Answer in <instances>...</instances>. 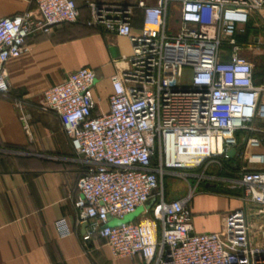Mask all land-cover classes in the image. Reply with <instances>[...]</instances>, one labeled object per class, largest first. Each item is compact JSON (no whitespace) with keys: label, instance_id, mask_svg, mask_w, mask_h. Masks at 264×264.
Segmentation results:
<instances>
[{"label":"built area","instance_id":"2783aa9c","mask_svg":"<svg viewBox=\"0 0 264 264\" xmlns=\"http://www.w3.org/2000/svg\"><path fill=\"white\" fill-rule=\"evenodd\" d=\"M31 1L34 12L0 19V96L8 93L5 64L23 52L29 35L78 20L71 0ZM171 6L179 23L173 32L167 30ZM88 7L85 26L127 38L131 54L121 58L127 68L109 78L103 114L92 113L95 74L88 68L68 73L42 94L44 109L57 117L75 156L86 164L75 184L76 224L88 226L81 241L101 238L112 258L139 255L146 264H264V171L242 167L228 180L241 206L222 214L219 232L195 233L189 210L196 185L206 177L196 172L225 160L235 133L243 135L246 163L263 161L251 150L264 151V136L256 135L264 131L253 126L264 122V86L253 85L252 66L239 55L234 34L250 13L264 10V0ZM134 10L140 11L141 27L132 34ZM222 41L229 48L227 62L218 61ZM167 177L195 184L183 198L167 200ZM137 207L145 217L123 222ZM57 228L67 234L62 224Z\"/></svg>","mask_w":264,"mask_h":264},{"label":"crops","instance_id":"0c3cea01","mask_svg":"<svg viewBox=\"0 0 264 264\" xmlns=\"http://www.w3.org/2000/svg\"><path fill=\"white\" fill-rule=\"evenodd\" d=\"M71 1L78 11L76 23L56 26L49 34L29 35L23 52L5 64L8 93L0 96V264H146L139 255L112 258L101 238L81 241L88 226L76 224L75 184L86 164L75 156L59 120L44 109L42 98L45 89L62 82L68 73L88 68L95 74L92 113L107 111L109 78L127 68L121 58L130 56V44L125 37L85 26L90 18L88 5L133 8L136 0ZM25 12H34L31 0H0V19ZM134 14L129 20L132 34L141 27L140 11ZM176 22L178 27V14ZM234 40L239 55L252 66L253 85L264 86V10L250 13L245 24L237 26ZM228 52V47H220L218 61L227 62ZM261 123L255 121L253 126L264 131L258 126ZM239 135L234 134L235 154L224 160L228 176L207 175L191 195L195 233L219 232L222 214L240 208L239 192L228 182L240 168L264 171V151L251 150L262 155L263 161L247 164L240 154L244 147ZM190 183L193 186L195 181ZM185 195L186 190L165 193L167 200ZM59 223L67 231L65 236L60 235ZM251 227L256 240L257 223L253 221Z\"/></svg>","mask_w":264,"mask_h":264},{"label":"rangeland","instance_id":"374dc122","mask_svg":"<svg viewBox=\"0 0 264 264\" xmlns=\"http://www.w3.org/2000/svg\"><path fill=\"white\" fill-rule=\"evenodd\" d=\"M169 17L167 20V30L168 31H176L177 30V22H176V18H177V12L175 9L171 8L169 10ZM175 21V22H174ZM221 48H226L225 42L222 41V45L220 46ZM185 73H187L188 75V71L185 70ZM258 126H263L264 127V122H262L261 124H258ZM240 138H241V133H239ZM202 175V176H207V175H215L216 176H228V174L225 172L223 163L221 162L219 165L215 164V163H211L209 164L203 171L201 172H196V175ZM230 177V176H229ZM236 178V177H235ZM201 180V179H200ZM190 181H195V179H191V178H177V177H167L163 179V187L165 190V193L168 192L169 195H177L180 194L182 192H184L186 190V193L188 192L189 187H193L192 184L190 183ZM234 191L235 189H229V191ZM152 204V200H148L146 202V206L149 207ZM141 217H145V215L143 214V208L142 207H137L136 210L134 211V213L126 216L123 219V222H129L133 219H139Z\"/></svg>","mask_w":264,"mask_h":264},{"label":"water","instance_id":"95a60500","mask_svg":"<svg viewBox=\"0 0 264 264\" xmlns=\"http://www.w3.org/2000/svg\"><path fill=\"white\" fill-rule=\"evenodd\" d=\"M243 143V142H242ZM235 151H236V149L235 148H231L230 150H228V151H226L225 152V157L226 158H232L233 157V155L235 154ZM118 222H111V225H115V224H117ZM85 226V225H84Z\"/></svg>","mask_w":264,"mask_h":264},{"label":"trees","instance_id":"16d2710c","mask_svg":"<svg viewBox=\"0 0 264 264\" xmlns=\"http://www.w3.org/2000/svg\"><path fill=\"white\" fill-rule=\"evenodd\" d=\"M222 163H223V166L225 167L226 166V161L222 160ZM227 167V166H226Z\"/></svg>","mask_w":264,"mask_h":264}]
</instances>
